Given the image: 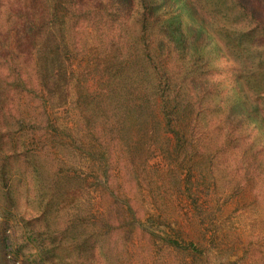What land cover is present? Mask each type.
<instances>
[{
    "label": "rangeland",
    "instance_id": "rangeland-1",
    "mask_svg": "<svg viewBox=\"0 0 264 264\" xmlns=\"http://www.w3.org/2000/svg\"><path fill=\"white\" fill-rule=\"evenodd\" d=\"M249 2L255 7L260 3ZM53 4L73 53L71 59L56 57V62L69 69L68 75L72 69L81 71L87 61L98 58L104 63L111 44L90 51L95 43L85 41L91 30L84 26L77 28L74 44L68 4L61 0ZM150 8L155 17L161 16L158 24L164 34L166 29L179 27L186 39L183 49L197 52L205 69L215 67L218 80L230 81V86L223 84L225 101L217 104L211 97V103L206 102L211 108L195 107L182 116L186 129L183 146L177 145L158 99L144 100L142 88L134 90L136 111L129 114L122 107L134 104H118L117 98L105 97L106 88L100 80L93 84L90 108L83 113L75 103L76 95L74 102L71 96L67 103L57 98L54 104L46 102L67 132L48 126L23 133L28 148L53 182L61 181L65 196L53 221L64 229L76 214L86 221L96 217L97 229L103 232L102 225L109 231L100 233L109 252L108 264H264V115L255 100L259 96L254 98L246 85L232 76L236 62L196 0H151ZM9 10L28 12L18 1L0 0L1 22L8 19ZM260 14L264 16L263 11ZM182 55L186 60L187 55ZM176 59L184 63L179 54L167 60L172 72L177 69L173 65ZM34 61L35 54L29 57L23 52L19 59L25 66ZM28 71L35 79L34 65ZM257 90L264 95V89ZM41 102L36 97L10 100L15 113L32 115L35 120L38 116V123L43 119ZM85 144L92 146L94 156ZM101 148L109 152L104 155ZM31 185L32 180H26L13 188L0 186V213L4 208L8 211L3 223L8 239L6 244L0 243V264H41L29 259L35 252H18L23 238L20 217L36 214ZM92 212H97L95 217ZM108 223L112 226L106 227Z\"/></svg>",
    "mask_w": 264,
    "mask_h": 264
},
{
    "label": "trees",
    "instance_id": "trees-1",
    "mask_svg": "<svg viewBox=\"0 0 264 264\" xmlns=\"http://www.w3.org/2000/svg\"><path fill=\"white\" fill-rule=\"evenodd\" d=\"M15 1L19 2L23 11L28 12L18 14L9 10L5 22H1L0 17V186L13 188L17 182L32 180V202L36 210L31 217H20L23 238L18 252H23V249L35 252L29 259L41 264H108L109 252L101 234L107 235L109 231L102 225L103 232L97 229L99 221L94 215L97 212H92L91 217L95 218L88 221L82 214L72 216L68 229L55 225L54 212L65 196L61 191V181L53 182L46 173L44 165L28 148L24 140L26 133L23 132L29 129V133L46 130L48 126L55 131L67 132L58 125L52 108L50 111L46 102L54 104L57 98L67 103V97L71 96L73 100L76 95L75 103L80 105L79 110H88L89 98L95 92L92 86L100 80L106 88L105 97L111 100L117 98L118 104H134H123L122 108L128 111L126 114L136 111V88H142L144 100L158 99L177 145L183 146L181 141H184L186 129L183 128L182 116H187L185 113L195 107L200 110L211 108L212 105L206 103H211V97L217 104L223 103V93L227 90L223 84L230 86V81L218 80L215 67L205 69L197 52L183 49L186 39L179 27L163 30L165 34L161 31L158 24L161 16L155 17L150 8L151 0H61L68 4L74 44L77 43L75 38L79 34V26L90 27L85 40L95 43L90 51L102 47L104 43L111 44L104 63L98 58L87 61V66L81 71L72 69L68 75L69 69L56 62V57L71 59L73 56L65 30L60 26L63 24L60 15L53 4L56 0ZM196 1L215 29L219 42L236 62L232 76L241 80L253 97L259 96L254 98L264 115V95L258 94L257 90L258 87L264 89V16L260 14L264 12V0H258L257 7L249 0ZM105 28L108 31L103 30ZM11 43L16 46L12 47ZM22 52L29 57L35 54L34 64L25 66L19 62ZM82 52L79 47L78 54ZM183 53L187 55L186 60ZM178 54L184 63L181 65L176 59L173 65L177 69L172 72L167 60L171 61ZM33 65L35 79L28 74ZM12 97L17 100L22 97L25 101L31 100V97L42 99L39 104L42 105L43 119L38 123V116L35 120L32 115L15 113L10 103ZM174 119L176 126L173 125ZM190 135L193 136L192 133ZM85 147L94 156L92 146L85 144ZM100 151L104 155L109 152L103 148ZM5 191L7 199L10 189ZM2 212L0 221L2 218L4 221L0 222V243L6 244L8 228L3 223H6L7 208ZM82 224L85 226L80 229ZM111 226L109 223L106 225Z\"/></svg>",
    "mask_w": 264,
    "mask_h": 264
}]
</instances>
